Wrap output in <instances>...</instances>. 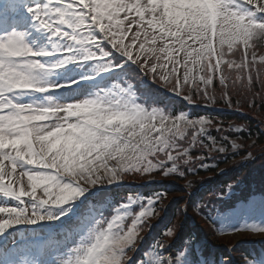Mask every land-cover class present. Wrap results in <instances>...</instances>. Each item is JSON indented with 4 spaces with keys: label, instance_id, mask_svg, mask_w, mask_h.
<instances>
[{
    "label": "snow or ice",
    "instance_id": "obj_1",
    "mask_svg": "<svg viewBox=\"0 0 264 264\" xmlns=\"http://www.w3.org/2000/svg\"><path fill=\"white\" fill-rule=\"evenodd\" d=\"M246 2L264 13V0ZM17 3L0 0V22L11 17ZM26 11L38 31L75 42L63 49L64 63L75 62L77 46L86 45L83 59L102 63V70L122 67L123 58L156 85L210 107L239 104L234 89L264 88V55L257 58L256 53L264 42V25L230 10L227 0H215L214 29L194 25L175 0H44ZM52 54L34 50L15 29L0 35V195L17 198L21 205L0 206V232L25 219H51L40 214L44 206L63 205L96 184L129 176L183 178L195 173L193 150L206 154L196 160L209 170L207 154L226 153L229 143L239 147L230 142L236 129L225 128L222 121L146 110L119 98L98 96L56 107L15 103L20 91L46 93L55 87L37 86L47 67L40 58ZM166 195L151 197L138 213H126L127 219L115 209V215L97 220L76 264H129ZM176 229L173 223L162 234L154 246L155 260L145 254L150 264H178V256L164 252L168 243L163 239L171 240ZM250 231L264 233V228Z\"/></svg>",
    "mask_w": 264,
    "mask_h": 264
},
{
    "label": "rangeland",
    "instance_id": "obj_2",
    "mask_svg": "<svg viewBox=\"0 0 264 264\" xmlns=\"http://www.w3.org/2000/svg\"><path fill=\"white\" fill-rule=\"evenodd\" d=\"M176 4L178 5V11L184 13L187 15V19L190 20L194 25H201V26H209V11L212 10L215 12V0H175ZM227 3L229 4V8L230 10H234L237 11L239 14L245 15L246 18H250L253 20V22H256V18L254 17V14L251 10L247 9L244 6L239 5L238 3H236L235 0H227ZM41 4V3H39ZM206 5V6H205ZM209 5H211L210 7H208ZM206 7V8H205ZM17 11H20V8L18 6H16ZM22 18L20 19H24L26 20V22H28V24H31V20L26 17V12L22 13ZM18 25H22V23H16ZM35 30V29H34ZM17 31V29H16ZM236 31H239V28L236 29ZM22 33H24L25 35V41L26 43H28V45L30 47H32L34 50H45V51H63L64 48L68 47L69 45H75L74 41H70L68 40L67 42H62L61 40H57L56 42H52V41H46L45 42V46H43V44H39L38 46V41H36V38H34L32 35L34 34V32H30L28 29L21 31ZM77 52L79 55V58L83 57L86 55V53L83 52H79L78 51V47H77ZM47 67L44 71V73L40 76L39 80H38V84L37 86H44L48 83H55V82H59L56 78V76H53L50 73V68H53L55 66H53L51 63L45 64ZM78 72L84 73V71L82 69H77ZM76 70H73V75H77L78 72ZM73 75H69L68 78H72ZM66 78V79H68ZM73 80V79H72ZM125 90L118 88L117 85L115 84V82L110 83L109 85H107L104 88H101L100 90H92L90 92L84 93L83 96L78 97V98H73L72 96L67 97L65 100H36V99H25V100H19L20 98H18V101L21 102V104H32L35 107H56V106H62L65 105L67 103L73 102V101H83L85 99H90V100H95L99 97H102L104 100H116V99H121L123 101H127L126 95L124 93ZM239 147L236 149H247L246 147H250V144H244L242 141L238 140V141H234ZM231 149H233L231 147ZM229 151H227L226 153H219L221 154V156L227 154ZM222 158V157H218ZM209 165V168L211 167V165L209 163H207ZM200 166V165H199ZM35 167V166H32ZM199 169H201L199 167ZM203 169V168H202ZM205 170V169H204ZM0 198V206H10V207H17L15 204V200H12L8 197H6L5 195H1ZM173 198V197H171ZM92 212L94 214L97 213L96 209H92ZM203 214L205 216H207L208 212H205L204 210H202ZM234 215L233 214H229L226 215L225 217L221 218L219 220V222L217 223L219 226V231L221 233V235L226 236V238H223L221 236H219L214 228H208L207 232L210 233L212 236H216L215 239L219 240V241H226L230 242L232 241V248L235 249V245L237 246L238 242H242L244 240L248 239V236L250 234V229H255L256 225L258 223H261L263 225L264 228V202L261 203H254L252 208H251V212H250V217L249 219H247L245 221L244 224V228L249 230L247 232H237L238 229L241 228L240 224L238 223L240 221V219L238 221H235L236 219H238L239 217L236 216V214H238V210H234ZM25 222V224L23 225L24 227H34V230L38 231L44 228H49V227H54L56 225V223L49 221L47 219H42V220H37L35 223H28L27 220H22V223ZM17 224H12L9 227H7L6 229H10V232L13 229H16V231L14 232V234L21 232L18 229ZM4 229V230H6ZM27 236V235H26ZM22 237V235H18L17 238ZM229 237V238H227ZM28 239V237H26ZM262 237H259V235H254L253 238L251 239L253 242L259 241ZM79 240V239H78ZM77 240V234L76 232H72L69 234V236L66 238V243L61 245V247L59 249H57V251L55 250H48V256H47V260L45 264H76L77 258L79 256H81L82 253V249H83V245L80 246V244H78ZM198 243V242H197ZM226 243L224 245H226ZM216 244V243H215ZM11 245V244H10ZM10 245H7V247L0 252V259L1 262H3L4 264H6V262L8 260L9 263L11 264H18L19 262L22 261V259L24 258V251L23 248L27 247V252L30 251V241H27L26 245H24V242L21 243H17L15 246L10 247ZM29 245V246H28ZM199 247L202 246L201 243L197 244ZM222 244H216V248L223 250L222 248L225 247ZM10 249L9 253H10V259H2V258H6V256H4V252L5 250ZM225 251V250H223ZM149 256L151 257L152 260H155V255L154 253H149ZM236 264H248L247 262L241 261V262H237Z\"/></svg>",
    "mask_w": 264,
    "mask_h": 264
},
{
    "label": "trees",
    "instance_id": "obj_3",
    "mask_svg": "<svg viewBox=\"0 0 264 264\" xmlns=\"http://www.w3.org/2000/svg\"><path fill=\"white\" fill-rule=\"evenodd\" d=\"M238 92H240L241 94H245V90H240V91H238ZM248 92V91H247ZM139 93H141V91H139ZM259 102V101H258ZM261 104H262V106H260V108H261V111L262 112H264V101H262V102H260ZM232 117H235V118H240V119H242V120H244V121H246L247 123H249V124H251V121H250V119H248V118H245V117H238V116H230V119H233ZM251 134H250V136H254V135H259V142L261 143V144H264V136H261L259 133H258V130L257 129H255L252 125H251ZM216 133H214L213 135H215ZM247 137V136H246ZM201 174H205V173H202V172H200Z\"/></svg>",
    "mask_w": 264,
    "mask_h": 264
}]
</instances>
